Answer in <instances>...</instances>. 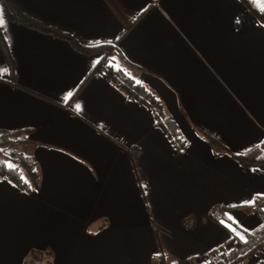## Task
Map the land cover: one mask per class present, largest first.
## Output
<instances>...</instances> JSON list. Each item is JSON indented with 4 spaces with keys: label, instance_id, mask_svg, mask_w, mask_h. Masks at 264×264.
<instances>
[{
    "label": "crops",
    "instance_id": "1",
    "mask_svg": "<svg viewBox=\"0 0 264 264\" xmlns=\"http://www.w3.org/2000/svg\"><path fill=\"white\" fill-rule=\"evenodd\" d=\"M14 1L83 46H112L186 147L175 150L150 109L93 71L99 53L18 23L0 0L13 62L9 71L0 50V132L20 140L16 154L38 180L26 190L0 176V264L31 252L51 264H214V252L263 225L264 165L230 155L264 143V22L240 0ZM263 257L264 245L240 260Z\"/></svg>",
    "mask_w": 264,
    "mask_h": 264
},
{
    "label": "trees",
    "instance_id": "2",
    "mask_svg": "<svg viewBox=\"0 0 264 264\" xmlns=\"http://www.w3.org/2000/svg\"><path fill=\"white\" fill-rule=\"evenodd\" d=\"M10 14L18 23L34 29L38 32L48 33L66 40L74 49L86 54L95 55L100 54V58L93 68V71H100L107 78L109 84L113 85L124 93L127 98H133L140 104L144 105L151 110L154 125L165 135L168 141L171 143L173 148L177 151L182 150L186 147V142L181 137L174 121L166 112L161 100L154 95L144 84L135 80L129 75L130 70H137L134 66H130L123 61H116L112 58V55H117V52L108 44L96 45V46H83L79 44L72 36L64 33L52 26L44 24L33 17L23 13L17 6L14 0H3ZM248 13L258 17L264 22V8L255 9L252 5L251 0H240ZM0 50L5 59L9 71H12L13 62L8 51L7 45L3 36L0 32ZM98 54V55H99ZM120 59V58H119ZM117 66V67H116ZM11 81V80H10ZM12 82V81H11ZM210 145H215V141L208 138ZM20 143L17 140L14 133L0 132V157L13 161L16 166L22 168L25 171L29 183H20L17 179V172L14 167L10 168L9 165L5 166L0 163V176L5 175L14 183L21 188L28 190L29 186L34 187V183L37 184V174L35 171V164L26 157L19 156L17 154H9V149ZM222 152H226L223 150ZM264 143L260 149H255L248 154L237 156L230 154L238 162L245 166L253 167L257 165H264ZM36 187V186H35ZM259 203V202H258ZM208 216L210 219L218 221L221 215L218 212V208H213L209 211ZM245 241L232 238L234 240V248L229 251L226 255L222 253L214 252L208 262L214 261V264H237V262L252 253L255 249L264 245V223L261 227L253 230L246 234ZM47 252H31L23 261L22 264H51V259L46 260ZM50 257V255H48ZM217 259V262L214 259ZM159 264H162L161 257L158 260ZM213 264V263H211Z\"/></svg>",
    "mask_w": 264,
    "mask_h": 264
},
{
    "label": "rangeland",
    "instance_id": "3",
    "mask_svg": "<svg viewBox=\"0 0 264 264\" xmlns=\"http://www.w3.org/2000/svg\"><path fill=\"white\" fill-rule=\"evenodd\" d=\"M253 1V7L254 8H256V9H260L261 7L260 6H262V7H264V0H258V1H256V0H252ZM112 58L115 60V62L116 61H120V59L114 54V55H112ZM117 63V62H116ZM117 67V66H116ZM9 154H11V153H14V154H16V153H18L17 152V149H16V147L15 146H13V147H11L10 149H9ZM0 161H2L1 159H0ZM48 256V255H47ZM245 264L242 260H240V262L238 263V264Z\"/></svg>",
    "mask_w": 264,
    "mask_h": 264
},
{
    "label": "built area",
    "instance_id": "4",
    "mask_svg": "<svg viewBox=\"0 0 264 264\" xmlns=\"http://www.w3.org/2000/svg\"><path fill=\"white\" fill-rule=\"evenodd\" d=\"M257 212L260 215L264 216V199L260 200L259 203H257ZM257 264H264V257Z\"/></svg>",
    "mask_w": 264,
    "mask_h": 264
},
{
    "label": "snow or ice",
    "instance_id": "5",
    "mask_svg": "<svg viewBox=\"0 0 264 264\" xmlns=\"http://www.w3.org/2000/svg\"><path fill=\"white\" fill-rule=\"evenodd\" d=\"M4 23V21H3V18L2 17H0V25H2ZM77 107V109H79V105H77L76 106ZM254 201H249V202H246V203H253ZM229 220H231V219H233V217H231V216H228L227 217ZM221 223L223 224V223H225L224 221H221ZM226 227H229V230L230 231H232V232H236V229H234V228H231V226L230 225H225ZM237 235H240V233H236ZM244 237L241 235V239H243Z\"/></svg>",
    "mask_w": 264,
    "mask_h": 264
}]
</instances>
